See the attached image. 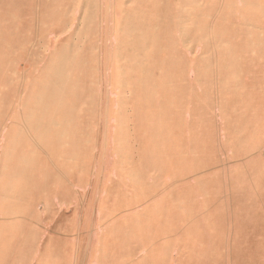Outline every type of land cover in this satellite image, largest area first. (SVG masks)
<instances>
[{"label": "rangeland", "instance_id": "rangeland-1", "mask_svg": "<svg viewBox=\"0 0 264 264\" xmlns=\"http://www.w3.org/2000/svg\"><path fill=\"white\" fill-rule=\"evenodd\" d=\"M0 264H264V0H0Z\"/></svg>", "mask_w": 264, "mask_h": 264}]
</instances>
